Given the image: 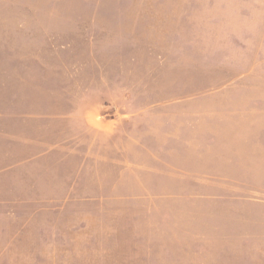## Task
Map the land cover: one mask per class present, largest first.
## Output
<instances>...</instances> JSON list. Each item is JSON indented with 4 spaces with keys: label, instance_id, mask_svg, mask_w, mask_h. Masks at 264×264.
<instances>
[{
    "label": "rangeland",
    "instance_id": "rangeland-1",
    "mask_svg": "<svg viewBox=\"0 0 264 264\" xmlns=\"http://www.w3.org/2000/svg\"><path fill=\"white\" fill-rule=\"evenodd\" d=\"M0 264H264V0H0Z\"/></svg>",
    "mask_w": 264,
    "mask_h": 264
}]
</instances>
